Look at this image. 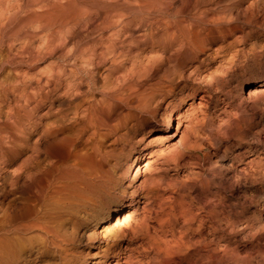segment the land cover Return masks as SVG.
Returning a JSON list of instances; mask_svg holds the SVG:
<instances>
[{
  "label": "rangeland",
  "instance_id": "rangeland-1",
  "mask_svg": "<svg viewBox=\"0 0 264 264\" xmlns=\"http://www.w3.org/2000/svg\"><path fill=\"white\" fill-rule=\"evenodd\" d=\"M47 1L49 0H20L23 4L33 2L35 5L45 4ZM149 1L158 3L157 0ZM160 1L165 3L161 11L145 13V16L185 25L203 21L205 27L217 25V32L211 34L208 39L199 40L191 50L183 49L177 57L171 55V46L163 44L169 38V33L165 30H156L149 24L144 26L152 30L147 36H139L136 32L133 38L126 36L122 44L120 42L116 44L122 46L120 50L128 51L120 55V59L127 61L128 58L130 60L133 58L140 64H147L148 70L144 72L142 69L141 77L146 79L144 88L147 90L154 88L155 97L150 110L141 113L140 116L137 109L142 107L134 108L135 103L131 105L124 101L119 104L110 103L105 107L108 118L97 113L96 122L101 121L100 130L109 132L103 137V148L111 150L108 157L119 158L118 169L122 173L120 184L125 186V190L124 193L117 190L101 199L94 195L93 205H83L87 199L83 195L75 194L76 189L70 187L65 190L74 201L76 213L70 219L68 214L62 215L59 222L63 223V228L71 237L68 247L73 253V262L90 264L97 259L93 257L98 253L96 245L104 243L100 235L107 229L116 230V222H119L115 220V216L109 223H103L102 217L107 208L112 209L118 203L126 201L128 191L135 189L141 177L144 163L149 161L151 175L168 194L172 195V204L178 200V194H182L192 206L212 201L220 202L219 209L205 216L199 231L208 238L210 221L216 222V235L219 237L217 256L221 258L218 264H264V0ZM75 2L81 7L79 9L88 7V0ZM34 4L32 5L35 6ZM130 17L132 23L129 27L132 28L146 22L141 20L138 12L130 14ZM84 18L86 17L82 14V20ZM26 26V30L31 34L34 26ZM79 26L75 24L68 31L67 28L59 29L57 35L60 39L56 41L57 44L66 34L73 37L72 41L62 49L56 50L37 67L29 69V75L32 76L38 67L47 68V65L52 63L54 69L60 70L63 74L61 83L57 85L59 91L51 97L52 110L56 114L42 119V123L64 114L60 119L64 127H60L57 137L45 134L38 141L40 148L38 158L42 162V172L48 175L49 181L57 173L63 172V167L69 161L68 153L72 141L81 145L79 136L85 137L90 132L88 124L79 122V119L76 122H69L72 120L74 106L79 102H83L84 105L95 103L101 98L102 89L113 90L117 87L121 79L115 76L117 73L121 74L126 66L124 64L110 71L111 66L108 64H88L87 58L92 44L105 45L107 41L99 42L96 30L78 34ZM224 27L229 28L228 31L225 32ZM37 31L40 32L38 29ZM122 35H128L127 31H123ZM109 54L110 50L107 55ZM168 85L172 86L170 94L164 92ZM171 104L175 114L173 129L178 119H182L185 124H194L187 135L188 146L179 148L175 154L171 150L173 146L170 138L157 142L149 140L146 153L138 164L139 176L135 181L129 180L132 170L128 172L129 166H126L130 156L136 147L144 144L143 141L146 142L157 133L156 127L163 125L161 121L167 116ZM123 121L128 125L135 124L125 134L120 125ZM107 124L113 125L111 131L107 129L109 128ZM82 126H85V130L81 129ZM37 135L38 133H35L33 137ZM152 148L159 149L161 153L155 154ZM148 151L153 152L148 155ZM30 153L31 149H26L17 159L6 164L5 171L0 172V182L5 184L6 190L10 186L7 182L15 178L13 170L17 163ZM174 158L176 161L172 162ZM51 161L58 165L57 169L51 168L48 164ZM103 167L109 166L104 163ZM121 169L125 172L123 173ZM42 172L38 171L32 176L21 173L19 183H24L23 190L20 191L19 188L9 190V193L4 192L1 198L5 201L10 200L11 209L17 208L22 202L21 196L30 195L40 187L44 179ZM63 173L66 175L63 179L72 184L68 173ZM30 183H33V186ZM85 191L81 192L91 195L88 189ZM138 197L139 200L143 199ZM199 214L205 215L203 211H199ZM132 217L140 218V209L137 208ZM181 223L182 220L178 217L175 225L170 224L167 229L171 232ZM37 233L39 232H34ZM191 234L197 236L194 232ZM138 239L120 235L114 240H109L111 246L107 252L108 258L106 257L102 264H111L115 260L113 251L122 248L124 243L133 246ZM140 249L137 248L134 255H138ZM33 252L35 258L37 257L34 259L37 264H60L57 251L48 249L42 254L39 250ZM119 262L123 263L122 258H119Z\"/></svg>",
  "mask_w": 264,
  "mask_h": 264
},
{
  "label": "bare ground",
  "instance_id": "bare-ground-1",
  "mask_svg": "<svg viewBox=\"0 0 264 264\" xmlns=\"http://www.w3.org/2000/svg\"><path fill=\"white\" fill-rule=\"evenodd\" d=\"M157 1L158 3L149 0H88V7L79 9L81 7L75 0H66L65 2L49 0L45 4L38 3V5L32 2L35 6L28 2L23 4L20 0H0V172L5 171L6 164L17 159L20 154L25 153L26 149H31V153L22 157L14 168L15 178L7 182L10 185L9 189L6 190L5 184L0 182V264H37L34 261L37 257L35 258L33 251L39 250L42 254L48 249L58 252L60 264H75L73 253L68 247L71 237L63 228V223L59 222L62 215L68 214L70 219L76 213L74 201L65 190L70 187L76 189L77 193L75 194L83 195L87 199L83 205H93L95 197L101 199V197L115 193L117 190L124 193L125 186L120 184L122 173L118 169L119 158L108 157L111 150L103 148V137L107 136L109 132L100 130L101 121L96 122L97 113L107 117L108 114L104 110L107 105L110 103L119 104L124 101L131 105L135 103V105L133 104L134 108L142 107L137 109L139 110L138 116H140L141 113L150 110L155 90L154 88L148 90L144 88L146 79L141 77V73L142 69L144 72L148 70L147 64H140L133 58L131 60L128 58L127 61L120 59L119 56L128 51L120 50L122 46L119 44L116 46V44L118 42L122 44L126 36L133 38L136 32L139 33V36H147L152 30H148L144 26L149 24L156 30H165L169 33V38L163 44L171 46V55L177 57L183 49L191 50L199 40L208 39L211 34L217 32L218 28L214 24L205 27L203 21L185 25L145 16V13L161 11L165 3ZM42 7L44 8L42 9ZM137 12L140 13L141 20H146V22L141 21V26L137 28L129 27L132 23L130 14ZM82 14L86 17L84 20H82ZM75 24L80 25L78 34L83 31L90 33L96 30L99 42L107 41L105 45L92 44L87 58L88 64H108L111 66L110 71L124 66V64L126 66L121 74L117 73L115 76V78L121 79L117 87H114L113 90L102 89L101 98L95 103L84 105L83 102H79L74 106L72 120L69 122L80 120L81 123H87L90 132L85 137L79 136L81 145L72 141L69 147V161L62 169L63 172L68 173L72 180V184H69L67 180L63 179L66 177L63 172L54 173L56 175L49 181L48 175L42 172V162L38 158L39 138L45 134L57 137L60 127H64L61 124L63 121L60 122L64 114L52 118L47 123H42V119L56 114L52 110L51 97L59 91L57 85L61 83L63 74L60 70H55L52 63L47 65V68L40 69L38 67L35 75L32 76L29 75V69L37 67L39 63H43L52 56L56 50L62 49L71 42L73 37L66 34L57 44L56 41L60 39L57 32L62 28H67L66 31H68ZM26 25L34 26L31 34L26 30ZM228 29L223 28L225 32ZM123 31H127L128 35H122ZM105 34L106 36H104ZM69 48H65V50ZM109 50L110 54L107 55ZM167 87L164 92L170 94L172 86L168 85ZM65 96L67 98V93ZM4 106L5 109H3ZM169 106L171 107L167 111V116L161 121L163 125L156 127L157 133L146 142L143 141L144 144L136 147L133 155L130 156L126 166H129L128 172L132 170L129 180L135 181L138 178L140 173L138 164L146 153V145L149 140L157 142L164 138H170L173 146L171 150L175 154L179 148L188 146L187 135L194 124H185L182 119H178L176 127L173 129L175 114L172 104ZM69 122L68 125H70ZM120 125L125 134L135 124L128 125L126 121H123ZM84 127L82 126L81 129L85 130ZM107 127L110 131L113 129L111 124H107ZM35 133L38 135L33 137ZM153 151L155 154L161 153L157 148H154ZM153 151H148V155H151ZM34 159H36L35 162ZM175 161L174 158L172 162ZM104 163H107L110 168H104ZM48 164L53 169L58 168V165L53 161ZM142 168L141 177L138 179L135 189L128 191L129 196L126 201L118 203L112 209L107 208L102 217L103 223H109L115 216V220H119V222H116V230L107 229L100 235L104 243L96 245L98 253L93 257L97 259L91 261L90 264L104 263L111 246L109 240H114L120 235L129 238L138 237L139 239L133 246L124 243L122 248L113 251L112 255L115 256V260L111 264H121L119 258H122V264H218L221 258L219 259L217 256L219 237L216 235V222L210 221L208 238L199 231L205 216L211 215L214 210L219 209L220 202L212 201L192 206L189 201L183 198L182 194H178V200L172 204V195L168 194L166 189L161 187L151 175L149 161H146ZM38 171L42 172L44 178L40 187L30 195L21 196V204L17 208L11 209L10 200L5 201L1 198L4 192L9 193V190L14 191L16 188L22 191L24 183H19L20 174L25 173L32 176ZM122 172L124 173L125 170L123 169ZM30 184L33 186V183ZM85 189H88L91 195L82 193L86 192ZM138 196L143 199L139 200ZM130 207L132 208L130 209ZM137 208L140 209L141 217L133 218L132 213ZM199 211H203L205 215H200ZM178 217L181 218L182 223L170 232L167 226L175 225ZM34 232L39 233L34 234ZM191 232L197 236H193ZM137 248L141 249L138 251V255H134ZM121 254L123 255L121 256Z\"/></svg>",
  "mask_w": 264,
  "mask_h": 264
}]
</instances>
